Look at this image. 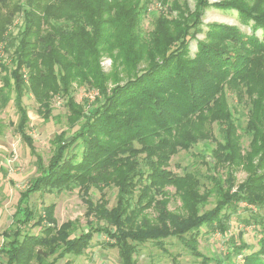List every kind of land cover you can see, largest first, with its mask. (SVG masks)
<instances>
[{
    "label": "trees",
    "instance_id": "1",
    "mask_svg": "<svg viewBox=\"0 0 264 264\" xmlns=\"http://www.w3.org/2000/svg\"><path fill=\"white\" fill-rule=\"evenodd\" d=\"M155 1L163 4L159 12L150 9ZM209 7L237 10L252 32L217 21L204 28ZM150 13L151 26L145 28ZM18 16L22 29L13 35L10 27ZM192 40H197L193 55ZM0 44L11 52V65L0 62V106L13 101L16 129L40 169L20 192L16 228L2 233L0 264H52V255H81L96 232L116 238L108 244L118 249L121 264H138L139 243L155 241L163 247L169 237L181 239L207 264H264L260 213L247 219V224H258V250L246 252L250 245L235 239H229L225 257L198 249L201 228L225 234L229 210L239 203L264 209V0H196L193 8L187 0H0ZM104 56L112 60L109 71L102 65ZM74 82L99 92L87 113L75 99ZM26 90L45 110V119L53 97L62 95L70 111L68 123L76 127L71 139L65 131L54 135L47 165L27 130ZM228 91L248 103L244 126L234 115ZM239 129L249 136L247 147ZM208 139L216 142L207 161L214 169L208 176L212 187H204L193 172L169 168L173 155ZM240 168L248 175L238 183ZM109 186L117 188L114 206H108L104 193L96 202L89 197L92 188ZM170 186L182 200L177 210L168 207ZM75 188L87 203L86 214L107 226L88 227L72 237L76 222L58 226L54 204L44 206L35 220L29 205L33 193ZM213 193L215 206L201 211ZM150 208L158 214L149 217L145 211ZM29 223L39 226V232L25 229ZM231 255H242L243 262Z\"/></svg>",
    "mask_w": 264,
    "mask_h": 264
},
{
    "label": "rangeland",
    "instance_id": "2",
    "mask_svg": "<svg viewBox=\"0 0 264 264\" xmlns=\"http://www.w3.org/2000/svg\"><path fill=\"white\" fill-rule=\"evenodd\" d=\"M211 3L220 0H209ZM190 7H194L196 0H187ZM163 4L160 1H155L151 4L152 11H161ZM144 21V27L149 28L152 21V13L148 15ZM203 27L209 22H226L238 25L243 31L251 33L249 26L241 23L240 16L237 10L234 9H218L209 7L203 17ZM22 17L18 16L14 24L10 27L13 35H18L22 29ZM21 25V26H20ZM259 36L263 35L261 29L257 30ZM204 33L198 35V39H203ZM197 48V40H192L190 44L191 54L193 55ZM13 51L12 49H10ZM11 52H7L5 47L0 44V62L5 61L7 65H11ZM112 60L109 56L102 58V65L106 71L111 69ZM0 66V86L1 81ZM74 96L77 102L84 106V111L89 112L90 106L94 105V99L98 96V90L88 86H80L74 82ZM228 100L234 115L240 120V124L244 126L247 120L248 103L238 102L233 92L228 91ZM65 98L58 94L52 99V108L49 113V119H45L43 113L45 110L40 109L39 103L34 95L28 90L24 93L23 103L27 108L29 115L28 132L34 140L35 152L42 157L45 165L48 164L54 151L52 139L58 132L65 131L67 139L73 137L76 127H71L68 123L67 115L70 111L66 106ZM18 121L17 109L11 101L7 106H0V243L3 242L2 233L5 230L15 229V211L20 197V192L25 190L31 179L40 174V169L36 162V156L32 153L30 147L24 142L21 134L16 129ZM215 135L219 137L218 125L214 123ZM241 141L244 147L248 146L249 136L242 129H239ZM216 146V142L212 139L199 141L190 149L180 150L171 158L169 168L179 174L185 172H193L204 183V187H212L209 175L214 172L211 163L207 161L211 158L212 149ZM226 178V169H221V173ZM236 180L241 183L245 180L248 173L243 168L236 172ZM171 192L168 207L173 210L179 209L182 203L180 197L175 195V188L169 187ZM104 193L105 200L108 206L112 207L117 201V188L109 186L99 191L97 188L90 190L89 196L94 202L98 201ZM217 196L211 194L208 201L201 207V211L212 209L216 204ZM54 204V215L57 220V225L61 226L64 222L71 220L76 222V226L72 231V237L79 236L88 227L95 225H105L104 221L99 222L95 215H87V203L85 202L79 188L73 190L57 192H47L44 190L33 193L29 200V205L36 211L35 220L39 218V213L44 206ZM230 211L229 228L225 234L220 232H211L207 226L201 228L202 233L198 238V249L200 252L209 256L225 257L231 241L235 239L237 243L241 241L247 242L250 248L246 252H252L259 249L260 233L258 224L254 221L247 224V219H251L256 213L264 214V209H260L247 203H239L236 208ZM146 214L156 216V210L150 208L145 211ZM30 228L33 232H39V226L31 227L29 223L25 229ZM188 237V236H186ZM116 238L111 237L105 232H96L91 244L81 255L68 254L64 257L54 258L50 256L49 260L52 264H121L118 249L110 246L108 243L115 242ZM58 254V253H57ZM138 264H207L203 257L192 254L185 246L184 242L177 237H169L164 239L163 247L158 246L155 241H147L138 244L137 254ZM232 259L238 263L243 262L242 255H231ZM214 261V260H212ZM210 264H216L211 262Z\"/></svg>",
    "mask_w": 264,
    "mask_h": 264
},
{
    "label": "built area",
    "instance_id": "3",
    "mask_svg": "<svg viewBox=\"0 0 264 264\" xmlns=\"http://www.w3.org/2000/svg\"><path fill=\"white\" fill-rule=\"evenodd\" d=\"M1 246H2V242L0 243V249H1Z\"/></svg>",
    "mask_w": 264,
    "mask_h": 264
}]
</instances>
